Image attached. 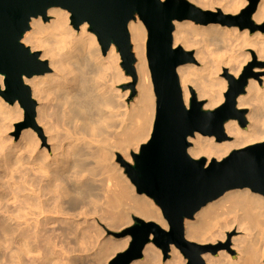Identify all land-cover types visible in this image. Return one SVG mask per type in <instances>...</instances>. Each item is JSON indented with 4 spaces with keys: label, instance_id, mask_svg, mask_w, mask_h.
Listing matches in <instances>:
<instances>
[{
    "label": "bare ground",
    "instance_id": "bare-ground-1",
    "mask_svg": "<svg viewBox=\"0 0 264 264\" xmlns=\"http://www.w3.org/2000/svg\"><path fill=\"white\" fill-rule=\"evenodd\" d=\"M219 1L196 0L203 8H213ZM244 3L229 0L222 5L227 12H236ZM47 14L51 16L48 21L41 15L33 17L22 37L32 50H42L41 58L47 59L51 70L24 77L37 106L34 127L23 129L17 139L11 138L8 130L21 119L23 108L18 101L10 103L0 94V264H106L128 246L130 237L101 240L97 222L120 228L131 223L135 214L168 228L160 207L151 197L136 193L123 168L113 160L117 152L130 160L132 149L137 150L152 130L156 96L147 58L148 32L139 17L129 21L138 75L137 96L129 101L131 90L124 91L119 85L129 81L130 76L120 68L116 45L103 54L88 22L75 28L70 11L57 6L50 7ZM252 18L258 22L264 19V0L259 1ZM190 33H204L208 38L217 35L232 50L237 48L241 54L236 52L239 55L230 58L231 53L236 54L227 49L230 60L223 59L229 66L228 73L236 77L255 57L251 51L244 52L245 48L255 50L260 59L264 54L262 31L252 34L236 27L176 20L174 44L181 41L184 46L195 45ZM204 41L198 42L195 53L203 69L187 63L177 72L186 105L190 104L193 84L198 97L207 98L204 108L212 109L224 100L227 79L218 74L226 67L213 58L224 53L217 54L219 44L213 53L206 50L211 44L207 41V46ZM209 52L214 55L208 57ZM0 85L4 89L3 75ZM237 106L249 108L248 125L243 128L236 119L226 121L225 131L232 139L223 141L196 132L189 138L193 140L188 148L192 157L205 156L209 163L212 158L222 159L236 148L264 140V76L248 80ZM40 126L44 132H37ZM234 226L243 233L232 238L228 249L215 255L203 253L204 261L264 264V195L249 188L228 190L196 212L194 219L185 221L186 237L199 243L229 240L228 232ZM92 249L91 259L82 254ZM231 250H237L236 258ZM160 254L148 243L144 258L132 264H161ZM171 254L170 260L162 264L186 263L175 246H171Z\"/></svg>",
    "mask_w": 264,
    "mask_h": 264
},
{
    "label": "water",
    "instance_id": "water-1",
    "mask_svg": "<svg viewBox=\"0 0 264 264\" xmlns=\"http://www.w3.org/2000/svg\"><path fill=\"white\" fill-rule=\"evenodd\" d=\"M259 0L240 14L234 15L202 9L189 0H0V75L7 101H18L24 109L19 129L34 125L37 101L24 77L45 74L51 70L40 51L22 42L30 29L31 19L41 15L48 19L50 7H61L71 13L75 28L88 22L105 54L115 44L121 65L136 78L135 62L128 23L137 16L147 28V58L151 71L156 111L153 128L139 152H133V163L120 158L121 164L138 194L151 197L160 207L168 228L154 220L134 215V222L120 231H109L117 238L130 237L128 246L117 252L107 264H132L144 257L145 246L152 242L169 255L175 246L187 259L186 264H208L202 254H217L229 248V241L199 243L186 237L185 221L209 202L232 189L249 188L264 195V140L232 150L222 159L194 158L188 153L190 137L196 132L223 141L230 136L224 124L237 119L247 126L246 108L237 106V98L245 92L254 76L253 63L235 76L225 71L228 88L224 101L213 109H205L193 93L187 106L177 68L195 61L194 52L174 44L175 21L192 20L200 24L219 23L251 30L258 28L252 20ZM255 59V57L253 56ZM19 134V132H17Z\"/></svg>",
    "mask_w": 264,
    "mask_h": 264
},
{
    "label": "rangeland",
    "instance_id": "rangeland-1",
    "mask_svg": "<svg viewBox=\"0 0 264 264\" xmlns=\"http://www.w3.org/2000/svg\"><path fill=\"white\" fill-rule=\"evenodd\" d=\"M189 1H191V0H189ZM198 1H201V2H205V3H208V1L211 3V1L212 0H198ZM222 1V0H221ZM219 1V3H214L213 5L215 6V7H213V8H203L201 5H199L197 2H196V0H194V1H191L192 3H194L195 5H197V6H199V7H201L202 9H207V10H212V11H217L218 9H220L222 12H224V13H229V14H234V15H237V14H240L241 13V11L244 9V8H246L249 4H250V0H245V2L246 3H244L243 4V6H240V9L238 10V11H229V12H227L225 9H224V4L222 5V2H224V3H226V1H229V0H225V1ZM260 1V0H259ZM221 2V3H220ZM259 3V2H258ZM258 6V5H257ZM225 10V11H224ZM49 17H48V19L46 20V21H48V20H50V18H51V16L50 15H48ZM138 17V16H137ZM252 20L258 25V28H256L255 30H251L249 27H245V28H243V29H241V28H239V26H227V25H221V24H219V23H209V24H200V23H196V22H194V21H192V20H188V21H191L192 23H194V24H197V25H204V26H208V25H211V24H213V25H218L219 24V26L222 28V27H236L237 29H239L240 31H242V30H248L250 33H252V34H254L256 31H262V32H264V19L262 20V21H256V20H254L253 18H252ZM182 21H184V20H182ZM192 34V35H191ZM197 34V35H196ZM190 33L189 34V36L191 37V41L192 42H194L195 43V45H191V47H189V46H187V45H185L184 46V44H183V42H179V44L178 45H182L185 49H187V50H192L193 52H194V56H195V61H193V62H190L189 64H193V65H195V67L196 68H198V69H200L202 66H204L203 65V63L202 62H200L198 59H197V57H196V55H195V53H196V48H198L197 46H199L198 44L200 43L201 44V41H204L205 40V38H206V43H207V41L209 40V39H211L210 40V42H209V44H211V46L207 43V46H210V48L209 47H207L208 49H206L207 51L209 50V49H211L210 51H213V53H214V51L216 52V45H218V48H219V50H218V52H217V54L219 53V52H224V53H222L223 54V57H222V59H221V55L222 54H218L217 56H218V59H216V56L213 54V53H211V52H209V54H208V57H210V56H212L211 54H213L214 56H213V58H215V61L217 62H221L220 64H222L223 63V66L224 67H226V68H224L218 75H220L219 77L220 78H224V79H226V77H225V74H224V70L225 69H227V71H229L228 70V68H229V66L227 67V66H225L224 64L228 61V60H230V58L232 57V56H237V55H239V54H241L240 53V51L238 50H235V49H237V48H234L233 50L235 51V54H236V52H238L236 55H234L233 53V50H232V46L230 47V45L227 43H225V41H224V39H221L220 38V36L219 37H217V35H214L212 38H208L207 36L208 35H204V33ZM195 35V36H194ZM188 36V37H189ZM205 38H204V37ZM215 37V39L213 40V38ZM217 37V38H216ZM202 38L204 39V40H202ZM208 38V39H207ZM218 38L221 40H219L220 42H218V41H216V40H218ZM201 39V40H200ZM196 40V41H195ZM223 40V41H222ZM204 41V42H205ZM199 42V43H198ZM204 42H202V44H204ZM215 42H216V44H215ZM218 42V43H217ZM197 43V44H196ZM221 43V44H220ZM222 43L224 44L223 46L225 47V45H226V50H225V48L222 46ZM25 44V43H24ZM25 45H27V46H29L30 47V44H25ZM228 45V46H227ZM222 49H224V51H222ZM230 50V51H232L233 53H231L230 54V51H228V50ZM33 51H40V53H42V50L39 48V50L36 48V49H34ZM247 52V51H251V54H252V56H253V54H255V59L253 58V57H251V59L244 65V67H243V69L241 70V72L244 70V68L247 66V65H249L250 63H253V65H252V68H251V70H252V72L254 73V76H252L251 78H254V77H257V76H264V58H263V56H264V54H262V56H261V59H260V57H258L257 56V54H256V52H255V50H252V49H247V48H245L244 49V52ZM119 52V51H118ZM211 53V54H210ZM120 54V53H119ZM230 54V58H229V55ZM232 55V56H231ZM219 57H220V60H219ZM227 57H228V60H227ZM241 58H242V56H240ZM213 58H211V61L213 60L214 61V59ZM241 58H239V60H241ZM210 59V58H209ZM226 61H224V60ZM47 60V59H46ZM121 63H122V59H121V55H120V62H119V65H120V68L121 69H123L124 70V72H126L127 73V75L128 76H130V80L129 81H127V82H123V83H121L120 85H119V87L122 89V90H124L125 91V89H130L131 91H130V95H129V98H128V100L129 101H132V100H134L135 99V97L137 96V88H136V86H137V82H138V75H137V72H136V78H134V76L130 73V72H128L125 68H123V66L121 65ZM256 67H259V69H261V70H258V71H256L255 70V68ZM201 69H203V68H201ZM135 70H136V68H135ZM203 71V70H202ZM201 70H199V72L201 73L202 72ZM203 72H205V71H203ZM202 72V73H203ZM241 72H240V74H241ZM234 75V74H233ZM239 76V75H238ZM227 81V87L225 88V90H224V92H223V99H224V93H225V91L227 90V88H228V80H226ZM261 83H262V80H261ZM190 88H191V94H195V96H196V98L198 99V100H200V101H202L203 102V107H204V105H205V103L207 102V98L206 97H201V98H199L198 97V92H197V88L195 87V85H193V84H191L190 85ZM193 96V95H192ZM192 96H191V98H192ZM224 101V100H223ZM222 101V102H223ZM221 102V103H222ZM220 103V104H221ZM216 107V106H215ZM214 107V108H215ZM213 109V108H212ZM246 110H247V112H248V110H249V108L248 107H246ZM247 112H246V114H247ZM246 114H245V116H246ZM246 119H247V117H246ZM237 120V119H236ZM24 121V109H23V115H22V117H21V119H19V120H17V121H15L14 122V126L12 127L13 129L12 130H8V135L11 137V138H13V139H17V138H19L20 137V134H21V131L23 130V129H25V128H29V127H31V128H33L34 126H32V125H28V126H25V127H22L21 129H19L20 127H19V124H21L22 122ZM154 122V121H153ZM248 119H247V125H248ZM152 128H153V124H152ZM36 130V129H35ZM152 131V130H151ZM17 132H19V134H17ZM37 132H44V128H43V126H40L39 127V131L37 130ZM151 134V133H150ZM43 135H44V133H43ZM214 138H215V136H213ZM229 139H232V138H228V139H226V140H229ZM148 140V139H147ZM147 140H144V141H142V143H144V142H146ZM189 141L191 142V145L190 146H192L193 145V140L192 139H189ZM141 143V144H142ZM141 144H140V146H141ZM140 146L137 148V150L136 149H132V153L133 152H139V149H140ZM241 148V147H240ZM237 149V148H236ZM132 153L130 154V160L129 159H126L125 157H124V155L121 153V152H117V155H115V158L113 159L114 160V162L115 163H117L118 165H120V167H122L123 168V172H124V174L129 178V176L127 175V173H126V171H125V167L121 164V161H120V158L121 159H123V160H125V161H127V162H130V163H133V156H132ZM202 157H205V156H202ZM207 159V158H206ZM129 180H130V178H129ZM131 181V180H130ZM134 188H135V192H136V187H135V185H134ZM137 193V192H136ZM135 214H133V216H134ZM137 216V215H136ZM195 218V217H194ZM193 218V219H194ZM134 222V220H133V218H132V221H131V223H129V224H125V225H123L122 227H120V228H111V227H108L103 221H99V222H97L96 223V225L97 224H99L98 226L100 227L101 226V228L99 229V227L97 226V228L99 229V231L101 230L102 232H101V236H100V239L101 240H103V239H105L106 237L108 238V237H113V238H117V237H115L111 232H109V231H120V230H122L123 228H125V227H127V226H129V225H131L132 223ZM243 232H241V231H239L238 229H237V227H235L234 226V228H232L229 232H228V236H229V240L228 239H226V241H229V246H231L232 245V238L234 237V236H239V235H241ZM126 237H129V236H126ZM126 237H124V238H126ZM117 239H119V238H117ZM190 240V239H189ZM193 241V240H192ZM219 241H221V240H219ZM226 241H222V242H226ZM196 242V241H195ZM152 245H154V247L155 248H157V249H159V251L161 252V254H160V262H161V264L162 263H165L167 260H170V258L172 257V254H171V251L169 252V255L167 256V257H165L164 256V254H163V251L160 249V248H158L155 244H153L152 242H150ZM208 243H212V242H208ZM94 250L92 249V250H89V253H88V251H84V253H82L83 255H85V253H86V257L88 258V259H91V257H93V252ZM178 251L180 252V250L178 249ZM92 253V255H90L89 256V254H91ZM231 253H232V255H233V257L234 258H236L237 256H238V252H237V250H231ZM87 254H88V256H87ZM180 254H181V256L183 255L181 252H180ZM145 256V255H144ZM184 259H185V257H184V255L182 256ZM112 257H110L109 259H108V261L111 259ZM144 258V257H143ZM142 258V259H143ZM108 261H107V263H108ZM263 261H264V258H263ZM185 262H187V259H186V261ZM106 263V264H107ZM207 263V262H206ZM60 264H62V263H60ZM63 264H73L71 261H66L65 263H63ZM184 264H186V263H184ZM209 264V263H208Z\"/></svg>",
    "mask_w": 264,
    "mask_h": 264
}]
</instances>
